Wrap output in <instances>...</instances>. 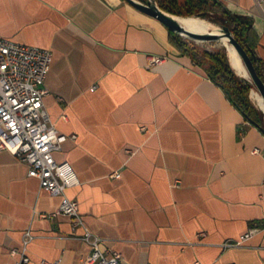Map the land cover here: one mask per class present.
<instances>
[{
	"label": "crops",
	"instance_id": "crops-1",
	"mask_svg": "<svg viewBox=\"0 0 264 264\" xmlns=\"http://www.w3.org/2000/svg\"><path fill=\"white\" fill-rule=\"evenodd\" d=\"M218 1L250 18L264 75V0ZM0 36L51 53L43 101L75 135L54 157L82 219L0 149V264L23 247L24 264H84L85 231L123 264H264V133L160 21L126 0H0Z\"/></svg>",
	"mask_w": 264,
	"mask_h": 264
},
{
	"label": "built area",
	"instance_id": "built-area-1",
	"mask_svg": "<svg viewBox=\"0 0 264 264\" xmlns=\"http://www.w3.org/2000/svg\"><path fill=\"white\" fill-rule=\"evenodd\" d=\"M164 58L150 55L149 65L158 64ZM50 62L49 50L0 36V149H7L26 161L28 175L36 177L41 188L63 196L53 214H66L74 223L82 224L78 202L65 195L66 188L78 184L79 178L70 162L58 161L54 157L63 142L69 137L75 138V135L60 132L45 109L43 97L48 92L45 78ZM112 175L118 177L120 174L115 172ZM256 230L249 228L231 244H239ZM30 238L27 231L24 244ZM83 239L90 245L84 264H123L118 251H104L99 237L85 231ZM24 249L14 264L29 261Z\"/></svg>",
	"mask_w": 264,
	"mask_h": 264
},
{
	"label": "trees",
	"instance_id": "trees-1",
	"mask_svg": "<svg viewBox=\"0 0 264 264\" xmlns=\"http://www.w3.org/2000/svg\"><path fill=\"white\" fill-rule=\"evenodd\" d=\"M165 11L180 16H199L207 18L214 11L215 19L220 25H226L236 40L244 47L250 56H254V67L259 77L264 81L263 65L257 58L251 39V20L241 14L230 12L218 0H156ZM170 42L180 52L188 55L195 63L202 65L208 76L225 92L230 102L238 109L245 120L264 133V114L255 107L249 98L253 86L240 78L228 62L225 48L216 52L197 50L182 36L169 31Z\"/></svg>",
	"mask_w": 264,
	"mask_h": 264
},
{
	"label": "water",
	"instance_id": "water-1",
	"mask_svg": "<svg viewBox=\"0 0 264 264\" xmlns=\"http://www.w3.org/2000/svg\"><path fill=\"white\" fill-rule=\"evenodd\" d=\"M126 1L136 9L156 18L169 31L177 35L184 36L196 41H212V40H222V38H226L227 41L235 48L236 52L238 53L242 63L246 68L247 75L245 76L240 73L237 74L235 71L234 72L240 78L245 80L247 83L251 84L253 88H255L258 91V93L262 96L264 100V81L259 77V75L255 70L253 63L254 56H250L248 54V52L244 49V47L236 40V38L234 37L228 26L220 25V27L216 28L215 30H210L206 32H196L188 29L184 24L180 23L176 18L177 15H174L162 9L156 3L155 0H144V1L126 0ZM226 49L228 51L227 46Z\"/></svg>",
	"mask_w": 264,
	"mask_h": 264
},
{
	"label": "bare ground",
	"instance_id": "bare-ground-1",
	"mask_svg": "<svg viewBox=\"0 0 264 264\" xmlns=\"http://www.w3.org/2000/svg\"><path fill=\"white\" fill-rule=\"evenodd\" d=\"M177 20L184 24L188 29L196 31V32H206L210 30H215L213 23L206 18H202L199 16H177ZM222 42L228 48V60L235 71L239 72L242 75H247L246 68L242 63L238 53L236 52L235 48L227 41L226 38H222ZM251 96L256 101L257 105L260 109L264 110V100L262 96L258 93L255 88L251 90ZM262 112L264 113V111Z\"/></svg>",
	"mask_w": 264,
	"mask_h": 264
},
{
	"label": "rangeland",
	"instance_id": "rangeland-1",
	"mask_svg": "<svg viewBox=\"0 0 264 264\" xmlns=\"http://www.w3.org/2000/svg\"><path fill=\"white\" fill-rule=\"evenodd\" d=\"M140 1H144V0H140ZM156 3H157V1H156ZM215 14L216 13L214 11L210 12L208 14V16H207L206 19L209 20V21H211L213 23V25H214L213 27L214 28H219L220 27V24L217 21V19H215ZM174 15H176V14H174ZM177 16H180V15H177ZM182 38H184L185 40H187L188 43L191 44L193 47H195L197 50H207V51H210V52H216V51L220 50L221 48H225L226 55H227V58H228V52H227L226 46L222 42V40L196 41V40H193V39L184 37V36H182ZM249 98H250L251 102L255 105V107H257L258 109H260L258 107L256 101L252 97H250V92H249Z\"/></svg>",
	"mask_w": 264,
	"mask_h": 264
}]
</instances>
